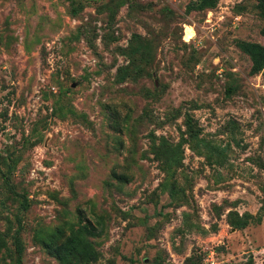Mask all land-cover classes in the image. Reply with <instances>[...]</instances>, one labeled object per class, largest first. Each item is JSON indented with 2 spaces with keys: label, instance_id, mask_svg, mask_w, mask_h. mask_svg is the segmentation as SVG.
Returning a JSON list of instances; mask_svg holds the SVG:
<instances>
[{
  "label": "rangeland",
  "instance_id": "1",
  "mask_svg": "<svg viewBox=\"0 0 264 264\" xmlns=\"http://www.w3.org/2000/svg\"><path fill=\"white\" fill-rule=\"evenodd\" d=\"M75 1L0 0V264L19 224L21 264H60L36 231L95 216L94 264H264L256 0Z\"/></svg>",
  "mask_w": 264,
  "mask_h": 264
},
{
  "label": "trees",
  "instance_id": "2",
  "mask_svg": "<svg viewBox=\"0 0 264 264\" xmlns=\"http://www.w3.org/2000/svg\"><path fill=\"white\" fill-rule=\"evenodd\" d=\"M70 5L71 15H78L82 10V6L77 4L75 0H68ZM218 0H191L187 6L186 11H197L204 9L215 8ZM256 7L259 16L264 20V0H256ZM260 34L264 37V23L260 28ZM237 47L245 53L250 61V73L261 74L264 78V44L240 41L237 42ZM122 68L120 71H123ZM186 125L188 126L187 136L189 139L196 137L194 125L191 118H187ZM174 151V150H173ZM156 152V157L159 159V149ZM2 179L7 185V190L14 198L19 200V206L22 210L29 207L27 197L15 189V185L11 182V175L1 173ZM126 181V178H124ZM171 188L174 190L175 186ZM172 193V191L170 192ZM253 216L250 213H244L242 216H237L235 219H230L229 224L235 228H241L247 225L248 221ZM84 225L75 227L73 224L66 222L63 226L57 227L53 230L46 231L39 229L35 233V239L45 245L57 258L60 264H94L97 263L101 257V252L97 249L96 242L91 236L102 233L103 220L99 216ZM93 222V223H92ZM97 227H99L97 229ZM22 225L13 230L10 234L12 239L13 250L16 253L15 264H21L24 245L21 239ZM68 232V234H66ZM99 236V235H98ZM5 246V240L0 237V250ZM251 264V263H250Z\"/></svg>",
  "mask_w": 264,
  "mask_h": 264
}]
</instances>
